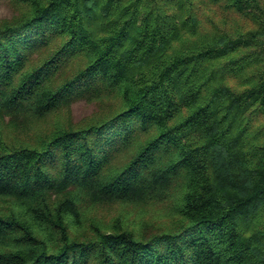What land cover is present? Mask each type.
<instances>
[{
	"label": "trees",
	"instance_id": "16d2710c",
	"mask_svg": "<svg viewBox=\"0 0 264 264\" xmlns=\"http://www.w3.org/2000/svg\"><path fill=\"white\" fill-rule=\"evenodd\" d=\"M14 1L0 264H264V0ZM79 101L95 110L74 122ZM115 202L169 222L72 232Z\"/></svg>",
	"mask_w": 264,
	"mask_h": 264
},
{
	"label": "rangeland",
	"instance_id": "374dc122",
	"mask_svg": "<svg viewBox=\"0 0 264 264\" xmlns=\"http://www.w3.org/2000/svg\"><path fill=\"white\" fill-rule=\"evenodd\" d=\"M23 9L16 4L14 0H0V20H7L16 17ZM95 110L94 105L85 101H79L71 106V119L74 122L90 116ZM61 120V116H55L47 119L42 126H51L54 121ZM32 134L33 126L26 125ZM16 135H11L8 140H28L30 133L25 129H20ZM1 207L6 205L0 202ZM84 219L80 230L74 229L73 233H88L93 231L95 226H112L114 224H128L129 227L139 232H154L166 226L169 222L167 218V208L163 204L148 203L136 205L133 203H109L104 205H95L87 203L83 206Z\"/></svg>",
	"mask_w": 264,
	"mask_h": 264
}]
</instances>
